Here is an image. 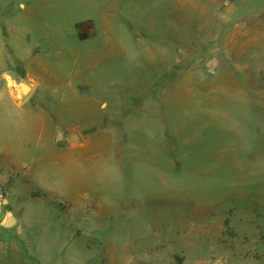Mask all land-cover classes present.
<instances>
[{
  "label": "rangeland",
  "instance_id": "374dc122",
  "mask_svg": "<svg viewBox=\"0 0 264 264\" xmlns=\"http://www.w3.org/2000/svg\"><path fill=\"white\" fill-rule=\"evenodd\" d=\"M224 2L192 0L174 40L167 0H0V157L11 145L44 173L31 200L20 175L0 184L18 219L0 236L18 231L48 263L264 264V7ZM162 36L170 72L154 58ZM124 96L131 121L98 109ZM88 123L87 147L68 149Z\"/></svg>",
  "mask_w": 264,
  "mask_h": 264
},
{
  "label": "crops",
  "instance_id": "0c3cea01",
  "mask_svg": "<svg viewBox=\"0 0 264 264\" xmlns=\"http://www.w3.org/2000/svg\"><path fill=\"white\" fill-rule=\"evenodd\" d=\"M170 2V16L173 17L172 21H171V25H172V33H174V40H175V29H176V25L179 24H185L186 22L189 23L190 18L191 17V12L192 9H195V6H192V0H167ZM207 0H204V2L206 3ZM211 1V7H213L214 9L220 10L222 7L220 5L221 0H210ZM229 0H225L224 4L226 5L227 9H231L234 7L233 5L229 6L228 3ZM204 3V4H205ZM232 4V3H231ZM23 7V5H21ZM261 7H264V1L263 0H247V8L249 10H251V13L248 14L253 17V18H258L260 15V9ZM199 9V8H198ZM202 12L206 13L207 11V5L205 4L204 6H202ZM201 10H198V16L196 17L197 19H199L200 17V13ZM178 15V22H176V18L175 16ZM218 21L222 22V16L218 17ZM219 22V23H220ZM165 36L161 37L160 43H158V47L156 48V54L154 56L157 57V60L159 59V63L160 66H163L164 70L170 72L171 68H173L176 64L179 63V61H176L175 57V45H170L168 42L164 43V38ZM230 40H233V38H235L234 34H232L231 36L228 37ZM177 40H185L186 37L183 36L179 37L177 36L176 38ZM214 39L216 40H222L223 39V32L218 33L215 35ZM153 49V47H152ZM153 52L152 51V58H153ZM159 57V58H158ZM213 62L220 64V62L218 60H214ZM181 69V68H180ZM183 71H187L190 72L192 70V68L188 67H184L182 68ZM193 84L198 86H201V84L199 83V81L195 80H186V81H181L178 82V85H180V87L182 85H184V87H190ZM188 85V86H187ZM31 88L30 90H32V85L30 84ZM234 86L236 87L237 85L234 84ZM128 103V99L124 96V97H116L112 100V102H108L106 100L101 101L98 103V109L103 113H107V111H111L113 110L115 115L117 117H119L120 122H124L127 119L129 121H131V115L135 114L136 109L132 110L131 108H124V106ZM147 107V106H146ZM145 106H142L141 111H145L146 110ZM26 113H28V117H35L36 115L31 112L28 109H25ZM91 115V113L87 112V116L89 117ZM38 116V115H37ZM87 117V118H88ZM37 118V117H36ZM42 118V117H40ZM128 121V122H129ZM127 122V123H128ZM45 124L43 121L40 120V122H36V131L37 132L35 134V136L38 138V140L44 135V133L46 134L45 130ZM120 128H122V123L117 125ZM74 128H76V135H78L81 138V142L72 146H69L68 149L73 150V149H77V148H84L87 147V145L89 144V140L87 138H89L92 134H94V127L91 123H88L86 125L83 126H75ZM78 130H80L78 132ZM89 131L90 133H87V135H85L86 139L84 138L83 134H86L84 132ZM83 132V133H82ZM36 146H40L36 144ZM39 148V147H37ZM15 150L11 147L10 145V155H2V157H0V184H3L4 181H6V178L10 177L14 174L16 175H20L22 180L24 181V186H23V194L27 197L28 200L32 199V195L30 192V185L35 184L38 185L42 188V177L44 176L43 173V169H42V164L40 163V159H35L33 158V156H31V158L23 159L20 160V153H23V151H19ZM19 154V155H18ZM35 154V153H34ZM5 157V158H4ZM20 157V158H19ZM53 164L55 166H58V162L56 160V158L53 161ZM10 173V174H9ZM4 201L6 202V204L4 205H8L9 201L7 198L4 199ZM3 212V217L1 219L0 225L2 226V223L4 221V219L7 216H14L13 213L10 212V214L8 213V211L4 210ZM1 212V213H2ZM16 218V216H14ZM18 223V219L16 218V224L14 226H16ZM12 226V227H14ZM11 227V228H12ZM3 229H11V228H4ZM19 232L16 231L15 234H10L8 232H5L4 235L0 236V264H58V260H54V263L49 262L47 260H30V258L28 256H30L28 250H27V246L25 243H20L19 240ZM25 242V241H24ZM116 244V243H115ZM111 244L110 248L113 249H130L128 248V245L125 244V242H119L118 246L116 244ZM159 257V256H158ZM158 257H156L157 260H153L154 264H175L174 260H158ZM147 259H143L142 257H133L130 260H118L116 263L117 264H145L147 263ZM61 264V263H60ZM69 264V263H67ZM70 264H75L73 262V260H71Z\"/></svg>",
  "mask_w": 264,
  "mask_h": 264
},
{
  "label": "water",
  "instance_id": "95a60500",
  "mask_svg": "<svg viewBox=\"0 0 264 264\" xmlns=\"http://www.w3.org/2000/svg\"><path fill=\"white\" fill-rule=\"evenodd\" d=\"M30 88H31L30 84L27 83L23 79L18 84V89H19L21 94H26L30 90ZM77 140H78V136L77 135H71V136L68 137V141L69 142H75ZM3 204H6V202L3 201ZM15 224H16V218L14 216H7L4 219L3 223H2V227L11 228Z\"/></svg>",
  "mask_w": 264,
  "mask_h": 264
},
{
  "label": "built area",
  "instance_id": "2783aa9c",
  "mask_svg": "<svg viewBox=\"0 0 264 264\" xmlns=\"http://www.w3.org/2000/svg\"><path fill=\"white\" fill-rule=\"evenodd\" d=\"M2 208H3V199L2 197L0 196V214L2 212Z\"/></svg>",
  "mask_w": 264,
  "mask_h": 264
}]
</instances>
